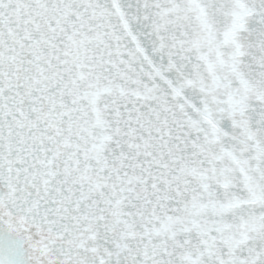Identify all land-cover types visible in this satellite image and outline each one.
I'll use <instances>...</instances> for the list:
<instances>
[{
  "label": "snow or ice",
  "instance_id": "6c2138e0",
  "mask_svg": "<svg viewBox=\"0 0 264 264\" xmlns=\"http://www.w3.org/2000/svg\"><path fill=\"white\" fill-rule=\"evenodd\" d=\"M0 264H264V0H0Z\"/></svg>",
  "mask_w": 264,
  "mask_h": 264
}]
</instances>
